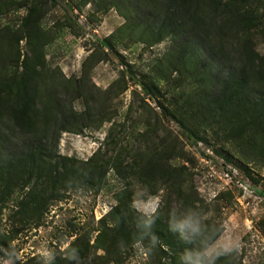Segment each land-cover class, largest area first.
Listing matches in <instances>:
<instances>
[{"label": "trees", "instance_id": "1", "mask_svg": "<svg viewBox=\"0 0 264 264\" xmlns=\"http://www.w3.org/2000/svg\"><path fill=\"white\" fill-rule=\"evenodd\" d=\"M48 2L55 0H0V15L14 4L27 7L19 28L0 29V215L14 200L7 218L12 229L0 234V256L13 264H42L39 255L25 260L17 256L11 243L18 232L42 225L51 207L69 193L100 191L113 171L124 180L113 194L115 205L96 225L75 231L63 250L56 247L55 264H74L68 259L73 248L79 264L125 263L137 245L136 220L143 214L133 205V187L139 184L149 196L166 190L154 212L158 243L149 251L150 240L144 241L146 264H179V253L190 245L169 230V213L174 208L198 209L202 200L187 181L193 172L171 161L191 163L193 157L177 145V136H161L166 134L161 117L138 93L118 119L112 101L128 88L125 72L119 71L103 91L90 85L86 73L65 78L47 65L44 48L64 28V23L54 26L58 30L42 28ZM86 2L102 12L115 8L124 22L99 41L83 69L89 62L91 67L103 61V48L114 51V42L152 46L170 39V49L154 65L155 75L142 76L144 93L159 98L162 113L191 139L206 141L210 135L214 150L264 189L263 178L251 167L264 168V53L254 47V35L264 31V0H82ZM21 41L28 52L23 53ZM169 93V99L161 100ZM76 100L82 101L83 110L75 109ZM106 122L105 139L88 159L59 152L64 132L80 134ZM206 223L219 229L211 220ZM217 264L236 260L230 255Z\"/></svg>", "mask_w": 264, "mask_h": 264}, {"label": "rangeland", "instance_id": "2", "mask_svg": "<svg viewBox=\"0 0 264 264\" xmlns=\"http://www.w3.org/2000/svg\"><path fill=\"white\" fill-rule=\"evenodd\" d=\"M26 12V6L14 4L7 13L0 15V29L3 32L7 31V27L16 30L20 27L21 18ZM65 14L70 22L67 21ZM71 22V27L65 25ZM123 22L124 18L115 8L102 12L93 2L85 4L82 0L48 2L41 22L42 28L46 31L58 30V27H54L57 23L59 26L64 23V28L54 41L44 48L47 65L57 68L65 78H81L86 73L85 77L90 85L103 91L118 79L119 71L125 72L128 88L112 101L113 107L117 108L118 119H122L121 116L124 115L132 99L136 98L135 93H138L161 117L168 134L161 136H169V138L177 136L179 138L177 145L182 146L187 153L186 156L193 157L191 163L182 158L171 162L176 166L184 164L191 173L193 172V175L188 176L187 181L191 188L194 187L193 193L202 200L197 204L198 210H205L203 215L218 226L221 235L227 233L234 240L238 239L239 250L232 254L236 264H264V232L261 228L264 225V194L260 192L264 190L260 186L262 184L255 185L236 163L228 161L224 153L216 152L211 145L210 135H207L206 141L191 139L181 125L162 113L157 104L159 98L154 95L155 98L147 96L142 89L140 84L142 76L154 74L155 63L161 60L171 47L170 39L152 46L125 40L114 42V51L108 46L103 48L106 53L103 61L91 67L89 62L86 70L83 69L86 58L95 50L98 51L99 41L110 36ZM256 33L254 47L259 53H264V31ZM21 48L23 53L29 51L24 41H21ZM163 86L164 81L161 82L162 90ZM171 96L170 93L167 97L161 96V100L165 101L164 99H169ZM74 107L77 111H81L84 109V104L81 100H76ZM109 126L110 123L106 122L99 129L87 128L80 134L64 132L59 142V152L82 160L88 159L103 143ZM251 167L260 173L264 183V168L254 165ZM226 173L232 176L231 180L225 176ZM123 185L124 180L116 176L113 171H109L100 191L69 193L64 200L51 207L42 225L38 228L28 227L18 232L11 243L17 256L23 260L40 256V251L45 246L54 250L59 247L63 250L75 238L76 235L73 236V233L77 234L75 231L81 227L96 225V222L115 205L113 194ZM133 191L135 198L133 205L136 210L143 214H151L159 207L166 190L161 189L158 194L149 196L148 189L139 184L133 187ZM219 194L222 195L216 200ZM13 204L14 200L9 202V207L0 215V234L10 232L12 229V224L7 218L10 216ZM171 206L173 208L174 204ZM69 234L71 235L69 240L64 241L63 239ZM147 262L148 258L143 249L136 245L130 257L122 264ZM0 264H13V262L0 256Z\"/></svg>", "mask_w": 264, "mask_h": 264}, {"label": "clouds", "instance_id": "3", "mask_svg": "<svg viewBox=\"0 0 264 264\" xmlns=\"http://www.w3.org/2000/svg\"><path fill=\"white\" fill-rule=\"evenodd\" d=\"M155 213L142 214L136 220L138 229L137 245L145 248L144 241L150 240L151 250L158 243L154 233L156 223ZM169 230L190 247H185L179 253V264H217L223 258L232 255L239 250L238 239L234 240L231 235L220 234L219 229L210 227L206 223L203 213L196 208H174L169 213ZM67 247V245H66ZM42 264H55L56 253L54 249L44 247L40 251ZM68 259L74 264H79L78 250L73 248L68 253Z\"/></svg>", "mask_w": 264, "mask_h": 264}, {"label": "built area", "instance_id": "4", "mask_svg": "<svg viewBox=\"0 0 264 264\" xmlns=\"http://www.w3.org/2000/svg\"><path fill=\"white\" fill-rule=\"evenodd\" d=\"M225 176H226L227 178H230V180H231V178H232V176H230L228 173H226Z\"/></svg>", "mask_w": 264, "mask_h": 264}]
</instances>
